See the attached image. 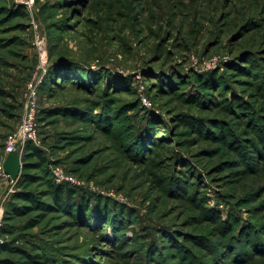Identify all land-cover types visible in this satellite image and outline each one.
<instances>
[{
    "label": "rangeland",
    "instance_id": "rangeland-1",
    "mask_svg": "<svg viewBox=\"0 0 264 264\" xmlns=\"http://www.w3.org/2000/svg\"><path fill=\"white\" fill-rule=\"evenodd\" d=\"M24 2L0 0V147L37 76L48 164L25 214L0 179V264H264V0Z\"/></svg>",
    "mask_w": 264,
    "mask_h": 264
},
{
    "label": "trees",
    "instance_id": "trees-1",
    "mask_svg": "<svg viewBox=\"0 0 264 264\" xmlns=\"http://www.w3.org/2000/svg\"><path fill=\"white\" fill-rule=\"evenodd\" d=\"M24 9L25 8L22 7V9L18 10L17 12L20 13V15L24 16L25 15ZM67 60H69V58L63 56L62 58L55 60L53 62V65L60 64V63L65 62ZM60 79L63 80L64 79L63 76L58 78V80H60ZM21 117H22V115L20 114L19 118H21ZM38 119H41V118H39V114H38V118H37L38 131H39ZM42 119H44V118H42ZM3 156H4V147L1 146L0 147V159ZM33 159H35L37 161L33 162ZM21 162H22V172H21L19 179L16 181V183L18 185V191L13 194L12 200L7 202V204L5 205V207H6L5 211L9 214L19 213V208H17V205H15V199L23 200L25 202L30 203V206H24L23 207L24 208L23 214L28 213L30 211V209H32L34 207H38V205L41 203V198L36 193V191L33 190V186H35L38 182H40L42 180V176L38 175V174L34 175V174H31V172H27V171H29V170H35L36 171L37 170V171H39V173H43V171L47 172L48 162H47L45 153L42 150H40V148H38L34 143L27 142L25 144L23 153L21 155ZM48 187L50 188V195L53 197V200L58 205L66 206V204H68V203L75 205L77 196H76V193L72 189L66 188L63 185L57 186L54 184V182L52 180L48 181ZM243 233H245V232H243Z\"/></svg>",
    "mask_w": 264,
    "mask_h": 264
},
{
    "label": "built area",
    "instance_id": "built-area-1",
    "mask_svg": "<svg viewBox=\"0 0 264 264\" xmlns=\"http://www.w3.org/2000/svg\"><path fill=\"white\" fill-rule=\"evenodd\" d=\"M34 4V0H26L24 5L27 9L31 10ZM37 30V26H34ZM40 56V68L44 69L45 65L48 61V51L47 44L44 38L38 36L37 44H36ZM41 83L40 78L37 76L29 83L28 85V93L27 100L24 107L23 119L21 126L16 134L11 137L10 141L6 144L4 149V156L2 161L0 162V179H10V177L6 174L4 170V160L8 154L16 150V145L21 142L22 147L19 149L20 155H22L25 144L27 142H32L35 145H38V123H37V114L39 109V91L38 87ZM11 180V179H10ZM11 183L15 182L11 180ZM7 199V198H6ZM2 211L0 210V242L2 237L3 230V219H2Z\"/></svg>",
    "mask_w": 264,
    "mask_h": 264
},
{
    "label": "water",
    "instance_id": "water-1",
    "mask_svg": "<svg viewBox=\"0 0 264 264\" xmlns=\"http://www.w3.org/2000/svg\"><path fill=\"white\" fill-rule=\"evenodd\" d=\"M22 147V143L19 142L16 145V150L8 154L4 160V170L10 179L16 182L22 172V162L19 149Z\"/></svg>",
    "mask_w": 264,
    "mask_h": 264
},
{
    "label": "crops",
    "instance_id": "crops-1",
    "mask_svg": "<svg viewBox=\"0 0 264 264\" xmlns=\"http://www.w3.org/2000/svg\"><path fill=\"white\" fill-rule=\"evenodd\" d=\"M2 158H3V157H2ZM0 188H1V186H0ZM1 209H2V208H1ZM1 209H0V210H1ZM3 211H4V210H3Z\"/></svg>",
    "mask_w": 264,
    "mask_h": 264
}]
</instances>
